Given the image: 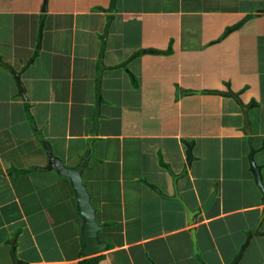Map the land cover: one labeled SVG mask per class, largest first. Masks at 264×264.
I'll use <instances>...</instances> for the list:
<instances>
[{"label":"crops","instance_id":"1","mask_svg":"<svg viewBox=\"0 0 264 264\" xmlns=\"http://www.w3.org/2000/svg\"><path fill=\"white\" fill-rule=\"evenodd\" d=\"M110 1L0 0V264L89 258L44 143L68 167L92 148L98 264H233L257 224L237 264H264V0Z\"/></svg>","mask_w":264,"mask_h":264},{"label":"water","instance_id":"2","mask_svg":"<svg viewBox=\"0 0 264 264\" xmlns=\"http://www.w3.org/2000/svg\"><path fill=\"white\" fill-rule=\"evenodd\" d=\"M115 3L116 0H111L109 9L107 10V14L112 15L115 12ZM45 10V7L43 8V11ZM264 13V10L261 11V14ZM110 19V18H109ZM106 31L107 27L104 31V34L102 36V47L100 51V57L103 55V49H104V44L106 40ZM103 67H101L102 69ZM101 71V70H100ZM101 76V72L98 74V77ZM19 86L21 88V94L23 97V88H22V83L19 81ZM98 87L99 85L97 84V93H96V101H95V114L93 118V128H92V136H95L97 133L98 129V118H99V106H100V101H99V93H98ZM191 93V92H190ZM237 98L236 96H234ZM247 109H244V112H246ZM246 133L249 135L251 134L250 132V124L249 121H246ZM44 150L48 159L47 166L43 168L42 170L45 171H51L54 170L57 172L58 175H61L63 177H66L70 180L71 186L74 190V195L76 199V205H77V210L80 213L82 217V228H81V240H82V254L85 256H94L104 250L107 249V242L104 240H101L99 238V232L105 227L104 224H99L96 220V212L95 208L93 207L91 200H90V195L87 191L86 186L84 185L82 181V172L88 165V161L91 157L92 153V148L90 147L88 151L85 153V155L80 159L79 164L76 165L75 167H68L63 164V162L55 157L52 153V150L50 149L49 145L44 143ZM189 162H191L193 158V153L192 149L190 148L189 153ZM254 151L251 152L250 155V163H251V170L255 176L257 185L259 188L262 190L264 194V180L261 175V167L257 166L254 159ZM214 196H211L210 200L203 206V210L206 211L208 207L211 205L212 200ZM174 199L178 200L181 202V204L185 207L187 211V217H188V223L189 224H194L195 222V216L200 212V210H193L190 208L188 203L181 197L179 192L176 189V193L174 196ZM257 226L251 230L250 232L247 233V239L245 243L243 244L238 257L234 261L233 264H237L239 260L243 256V251L245 248L248 246V244L251 241V238L254 234H257ZM193 233V241H194V254L199 255L200 251L198 248V243H197V236H196V231L195 229L192 230ZM13 264H22V262L17 258V255H14V263Z\"/></svg>","mask_w":264,"mask_h":264},{"label":"trees","instance_id":"3","mask_svg":"<svg viewBox=\"0 0 264 264\" xmlns=\"http://www.w3.org/2000/svg\"><path fill=\"white\" fill-rule=\"evenodd\" d=\"M134 85H135V82H134ZM100 259H101V256L96 255V256L89 257V258H85V259L81 260L78 264H98Z\"/></svg>","mask_w":264,"mask_h":264},{"label":"rangeland","instance_id":"4","mask_svg":"<svg viewBox=\"0 0 264 264\" xmlns=\"http://www.w3.org/2000/svg\"><path fill=\"white\" fill-rule=\"evenodd\" d=\"M169 156H171V157H169L170 159H171V163H172V161H173V159L176 157V154H174V153H171ZM148 177V176H147ZM146 177V178H147ZM156 177H158V176H156ZM153 178H154V176H153ZM148 180H149V178H147Z\"/></svg>","mask_w":264,"mask_h":264}]
</instances>
